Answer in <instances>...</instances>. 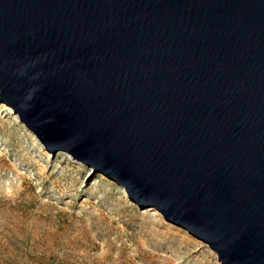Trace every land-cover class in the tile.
<instances>
[{
  "label": "water",
  "instance_id": "water-1",
  "mask_svg": "<svg viewBox=\"0 0 264 264\" xmlns=\"http://www.w3.org/2000/svg\"><path fill=\"white\" fill-rule=\"evenodd\" d=\"M0 102L219 264H264V0H0Z\"/></svg>",
  "mask_w": 264,
  "mask_h": 264
},
{
  "label": "rangeland",
  "instance_id": "rangeland-1",
  "mask_svg": "<svg viewBox=\"0 0 264 264\" xmlns=\"http://www.w3.org/2000/svg\"><path fill=\"white\" fill-rule=\"evenodd\" d=\"M0 264H219L152 207L71 159L53 156L0 102Z\"/></svg>",
  "mask_w": 264,
  "mask_h": 264
}]
</instances>
